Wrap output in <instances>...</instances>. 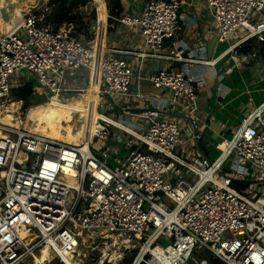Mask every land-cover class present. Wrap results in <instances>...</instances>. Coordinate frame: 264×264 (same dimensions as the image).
<instances>
[{
	"label": "built area",
	"instance_id": "2783aa9c",
	"mask_svg": "<svg viewBox=\"0 0 264 264\" xmlns=\"http://www.w3.org/2000/svg\"><path fill=\"white\" fill-rule=\"evenodd\" d=\"M46 3L34 12L25 6L17 26L0 31L1 102L12 99V77L20 74L34 75L31 98L45 95L43 104H71L76 98L68 94L87 90L67 75L91 69L98 24H89L92 44H86L73 23L48 19ZM197 7L227 42L225 55L245 65L258 60L264 68V0H142L117 17L116 25L136 31L138 40L129 49L102 48L97 109L106 116L100 108L115 105L134 133L101 119L91 141L71 144L0 123V264H37L44 248L42 264H84L82 256L99 264L107 255L114 264L111 254L121 248L116 264L135 249L130 264H212L210 256L222 264H264V102L223 138L225 148L218 143L216 158L195 146L201 85L174 66H212L222 57L209 58L203 41L190 51L181 43L179 16ZM244 44L250 50L239 53ZM149 61L168 65L143 75ZM143 81L166 94L164 103L145 98ZM19 82L26 84L13 80ZM133 97L144 102L124 104ZM97 139L114 144L97 154ZM106 152L118 165L108 163ZM232 180L249 184L239 191Z\"/></svg>",
	"mask_w": 264,
	"mask_h": 264
},
{
	"label": "crops",
	"instance_id": "0c3cea01",
	"mask_svg": "<svg viewBox=\"0 0 264 264\" xmlns=\"http://www.w3.org/2000/svg\"><path fill=\"white\" fill-rule=\"evenodd\" d=\"M140 3L141 1L137 2V0H121L123 10L119 16L131 12L133 7L137 8ZM106 12V22L104 23L102 18H99L98 21L101 25L100 44L112 49H129L133 44H136L138 33L133 29L118 27L115 23L116 18H111L108 13L107 4ZM181 13L179 16L181 25L178 23L181 43H185L186 40L193 45L201 41L205 42L208 57L212 59L226 51L227 42L219 40L218 35L213 34L217 30L213 28L211 17L204 8L197 7L194 10ZM193 54L190 53L191 56ZM167 65L166 62L155 64L153 61H149L143 75H148L157 68L167 67ZM213 65V67L200 64H177L174 66L199 77L197 82L201 86L198 87V127L201 130V137L196 141L195 146L211 159L216 158L220 153L217 147L218 143H221L224 137H228L231 129L240 124L248 110L264 102V73L257 70L258 60H253L245 65L240 64L235 57L230 58V54H228L226 58L218 59ZM86 72L91 74V69H84L79 73L72 72L67 77L73 82L79 81L88 85L92 75L90 77L89 74V80ZM140 89L152 104L164 103L166 94L163 91L152 90L148 81H143ZM135 91L136 84H133L131 86L132 94ZM130 102L131 106H138L144 101H137L133 97ZM165 114L169 117L179 118V115L173 113L172 110H167ZM181 122L183 123V121Z\"/></svg>",
	"mask_w": 264,
	"mask_h": 264
},
{
	"label": "bare ground",
	"instance_id": "6f19581e",
	"mask_svg": "<svg viewBox=\"0 0 264 264\" xmlns=\"http://www.w3.org/2000/svg\"><path fill=\"white\" fill-rule=\"evenodd\" d=\"M99 3L103 16L97 17L96 21L98 28L95 39L94 59L91 66L92 79L88 84L86 92L81 95L82 104L79 105L74 102L68 104L60 100L49 101L46 104H33L27 108L26 115L22 118L20 111L23 107V101L13 98L9 101L0 102V123L11 124L16 127L24 125L34 133H41L42 135L71 144L88 143L91 141L97 132V123L101 119L115 123V125L127 132L134 133L130 127L124 126L120 122L97 112L94 108L98 103L97 91L100 83V62L103 48V45L100 44L101 25L98 21L99 18H102L105 23L107 14L105 0H99ZM73 116H76V118L72 121L71 118ZM2 136L3 134L0 132V138ZM225 145L224 142H221L222 148H225ZM48 252V249L44 248L35 258V262L37 264L45 262L48 259ZM114 256H111L109 261L113 262L114 259H117V256ZM108 257L109 255L102 257L99 264H103ZM72 258L73 256H70L68 261L72 262Z\"/></svg>",
	"mask_w": 264,
	"mask_h": 264
},
{
	"label": "rangeland",
	"instance_id": "374dc122",
	"mask_svg": "<svg viewBox=\"0 0 264 264\" xmlns=\"http://www.w3.org/2000/svg\"><path fill=\"white\" fill-rule=\"evenodd\" d=\"M46 1H49V0H46ZM46 1L45 0H38L37 1V3H36V5L35 6H33L32 7V11L34 12V11H39V10H41V9H43L46 5H47V3H46ZM138 1H142V0H137V2ZM105 3H106V0H105ZM135 5H138V4H135ZM66 6H69L68 4H66ZM96 7V8H95ZM92 8H94V9H92ZM96 9V10H95ZM136 8H135V6L133 7V10H135ZM50 10H51V8H50ZM94 10V13H95V15H96V18L97 17H101V16H103V11L101 10V5H100V3H99V0H87V2H86V5H82V6H79L78 8L77 7H75L73 10H72V14H77V16L75 17V21L77 22V24L79 23L78 22V20H80V21H82V18L84 17V16H89V17H91V15H93V14H91V12ZM182 14V13H181ZM209 17H210V15H209ZM86 18V17H85ZM96 21H97V19H96ZM96 21H91L90 23H97ZM76 22H72L74 25H76ZM89 23V24H90ZM178 23H180V25H181V22L178 20ZM56 24L57 25H61L62 23L61 22H56ZM179 25V24H178ZM179 25V26H180ZM77 26H75V28H76ZM78 27H79V24H78ZM214 28V27H213ZM212 32H214L212 29H210ZM213 34H217L218 35V32L217 31H215ZM90 39L91 38H89V39H87V38H84V42L86 43V44H92V42H90ZM96 39V38H95ZM185 43H187L188 45H189V50L188 51H190V49H191V43L190 42H188L187 40L185 41ZM221 55V54H220ZM223 58H226V55H225V53H222V57H221V59H223ZM216 62V61H215ZM215 62H214V64H215ZM194 65H197V64H194ZM214 66V65H213ZM212 66V67H213ZM258 66V68H257V70L259 71H263V73H264V68H262V65H261V62L259 61V65H257ZM209 70V69H208ZM90 71V70H89ZM186 71V70H185ZM72 72H75V73H79V71H70V72H68V74L69 73H72ZM188 72V71H187ZM193 72H196V71H193ZM189 73V72H188ZM87 76H88V78H89V72H86L85 73ZM26 75L24 74L23 76L20 74V75H16V76H13L12 77V92H14L11 96H12V99L14 98H16V96H15V93L16 92H18L22 87H23V85L19 82V83H13V80H15V79H19V78H21V79H24V82L26 83V84H34L35 83V81L33 80V78H34V75L33 76H31V77H33V78H29V76H26L27 77V79H25L26 77H25ZM90 77H91V74H90ZM198 79H199V77L197 78V81H198ZM202 79V78H201ZM89 80H90V78H89ZM69 82H72L71 81V79H69ZM76 85H78V86H80V87H84V86H86V87H88L86 84H84L83 82H77V84ZM199 90V89H198ZM76 94V95H75ZM73 93V94H68L69 96H72V97H75L76 99V101L74 102V103H78L79 105L80 104H82V102H81V97L79 96V94L78 93ZM23 100V99H22ZM32 98H30V99H28L27 101H25V104H23V107H22V109H21V111H20V116L22 117V118H24L25 117V115H26V110H27V108L29 107V106H31V105H33V102H32ZM130 100L131 99H126L125 101H124V104H126V103H130ZM0 102H1V100H0ZM4 102V101H3ZM88 103H89V101H88ZM97 105H98V103L94 106V108L97 110V112H99L98 111V109H97ZM100 110H102L103 112H105L106 113V116L108 115V117H111V118H113V119H115V120H117V121H119L120 123H122V124H126V125H128V123L130 124V122H128V120L129 119H126V118H124L122 115H119L120 114V111H119V109L115 106V105H113V107L111 108V110L110 109H106V108H103V107H101L100 108ZM100 113V112H99ZM77 114V113H76ZM76 118V116H73L72 118H71V120L73 121L74 119ZM185 125L187 124V123H184ZM114 134H118L120 137H124L125 139H131L132 137L130 136V135H128L127 133H125V132H123V131H121V130H118V129H114V132H113ZM114 134L112 135V137L113 138H116L115 136H114ZM229 136V135H228ZM119 139V138H118ZM121 140V142H122V139H120ZM106 142L105 141H103V140H100V139H97V140H95L93 143H92V149L97 153V154H101V153H103L104 152V148L106 147ZM118 147H120V149H121V151H120V154H119V156L120 157H123L124 156V150L122 149V145L120 144V145H118ZM137 149H139V147H137ZM106 155H107V152H106ZM107 161H108V163L110 164V165H114V166H116V165H118V163L116 162V160L114 159V157L113 156H108L107 155ZM186 174H189L187 171H186ZM117 246V245H116ZM82 251L83 250H85V249H81ZM123 250V248H121L120 250H117V252H113L112 254H111V256H113V255H115L114 257H116L117 256V259H114L113 260V262L116 264V263H118V260H119V258H118V255H117V253H120L121 251ZM137 251L138 250H133L131 253H129L128 255H127V257L125 258V260H124V264H130V262L132 261V259L134 258V256L137 254ZM82 258V260L84 261V264H97L98 263V258H92L91 256H89V257H87V258H85V257H81ZM94 259V260H93ZM27 264H33V262H32V260H30V261H28L27 262ZM103 264H108V262H107V260H105V262L103 263ZM187 264H194V262L192 261V260H190Z\"/></svg>",
	"mask_w": 264,
	"mask_h": 264
},
{
	"label": "trees",
	"instance_id": "16d2710c",
	"mask_svg": "<svg viewBox=\"0 0 264 264\" xmlns=\"http://www.w3.org/2000/svg\"><path fill=\"white\" fill-rule=\"evenodd\" d=\"M87 0H49L48 5L51 6V12L49 13L48 19L52 20L55 24L56 22L61 23H72L76 22L75 17L77 14H72V10L75 7H79L82 5H86ZM68 4L69 6H66ZM107 4V10L111 18H117L122 13V4L121 0H106ZM91 17L84 16L82 18V21L78 20V24L76 22L77 26L75 28L76 34L81 35L83 38L89 39L91 37V34L88 30L89 23L91 21H96V15L94 13V10L91 12ZM86 17V18H85ZM111 22V20H109ZM57 25V24H56ZM180 70V68H177ZM31 84H25L23 87L15 93L16 99H23L24 104L25 101L31 98L32 92H31ZM14 92H12L13 94ZM231 186H233L237 190H242L244 187H246L249 182L248 181H230Z\"/></svg>",
	"mask_w": 264,
	"mask_h": 264
},
{
	"label": "water",
	"instance_id": "95a60500",
	"mask_svg": "<svg viewBox=\"0 0 264 264\" xmlns=\"http://www.w3.org/2000/svg\"><path fill=\"white\" fill-rule=\"evenodd\" d=\"M38 0H0V31L8 33L13 30L23 17V8L25 6H35ZM250 50V44H244L238 47L239 53H247ZM45 95L36 94L32 100L33 104L46 102ZM114 144L111 139L107 141V145ZM212 264H222L220 259L210 256Z\"/></svg>",
	"mask_w": 264,
	"mask_h": 264
}]
</instances>
